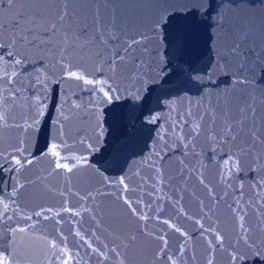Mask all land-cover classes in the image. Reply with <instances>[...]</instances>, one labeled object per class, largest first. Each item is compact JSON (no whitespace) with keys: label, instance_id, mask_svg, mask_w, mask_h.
Returning <instances> with one entry per match:
<instances>
[{"label":"water","instance_id":"95a60500","mask_svg":"<svg viewBox=\"0 0 264 264\" xmlns=\"http://www.w3.org/2000/svg\"><path fill=\"white\" fill-rule=\"evenodd\" d=\"M166 2L0 0V264H264V0H181L186 86L108 38Z\"/></svg>","mask_w":264,"mask_h":264},{"label":"snow or ice","instance_id":"6c2138e0","mask_svg":"<svg viewBox=\"0 0 264 264\" xmlns=\"http://www.w3.org/2000/svg\"><path fill=\"white\" fill-rule=\"evenodd\" d=\"M180 2L181 0H168L166 3L154 6V11L147 16L137 14L135 11H128L120 18L116 16L118 9L134 10L139 6L135 4L108 3L105 7L113 10L108 25V38L115 41L118 45H122L124 53L130 54L131 52H135L137 47L143 45L144 42L150 44L153 52L152 62L154 66L153 75L150 77L151 80L155 81L164 75L167 76L169 81H174L177 86H186L193 83L194 80L201 79L198 75L196 77L192 76V73L197 70L191 65L177 64L173 66L168 58L161 55V49L165 48L166 43H172V37L179 27V22L173 15V10L180 6ZM100 31H103V25H101ZM21 43L22 45H30L22 54L23 57L26 58L28 55H43L40 45L28 40L27 37H24ZM104 43L107 44L108 40H104ZM124 58L123 56L119 57L121 60ZM16 62L21 64L23 63V59H19ZM118 67V64L113 60L110 64L111 71L116 72ZM257 67H259L261 73H264V61H261L259 65L253 63L248 68V75L244 79L245 84H249L255 80ZM108 99L110 100L112 97L109 96ZM228 132L231 134V139L235 141L239 133H232L231 126L228 128ZM57 167H60V165L58 164ZM125 187L127 186L125 185ZM131 211L135 212V209H131ZM53 246L55 245L53 244Z\"/></svg>","mask_w":264,"mask_h":264}]
</instances>
